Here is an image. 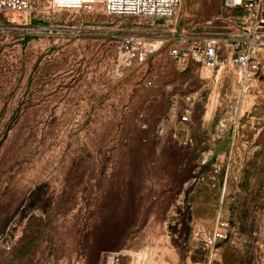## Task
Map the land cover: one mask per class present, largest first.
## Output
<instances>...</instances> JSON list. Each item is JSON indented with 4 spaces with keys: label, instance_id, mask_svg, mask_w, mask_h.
<instances>
[{
    "label": "rangeland",
    "instance_id": "rangeland-1",
    "mask_svg": "<svg viewBox=\"0 0 264 264\" xmlns=\"http://www.w3.org/2000/svg\"><path fill=\"white\" fill-rule=\"evenodd\" d=\"M257 21L224 0L0 10V264H264Z\"/></svg>",
    "mask_w": 264,
    "mask_h": 264
},
{
    "label": "built area",
    "instance_id": "built-area-1",
    "mask_svg": "<svg viewBox=\"0 0 264 264\" xmlns=\"http://www.w3.org/2000/svg\"><path fill=\"white\" fill-rule=\"evenodd\" d=\"M33 0H0V10L26 11L30 8ZM183 0H53L54 4L60 8H82L92 7L100 3L106 12L121 16H140L165 18L174 14L176 8ZM224 5L230 9H243L257 18V22L264 25V1L263 0H224ZM124 51L131 54L139 61H145L147 50L135 51L134 47L126 43ZM170 54L174 57H181V49L173 47ZM219 45L217 40L207 41L202 45L199 59L206 67L213 68L219 63ZM238 62L248 71L257 73L260 70V60L241 54ZM184 121L188 116L184 115ZM223 238L222 232L216 233ZM120 257L112 255L106 264H119Z\"/></svg>",
    "mask_w": 264,
    "mask_h": 264
},
{
    "label": "bare ground",
    "instance_id": "bare-ground-1",
    "mask_svg": "<svg viewBox=\"0 0 264 264\" xmlns=\"http://www.w3.org/2000/svg\"><path fill=\"white\" fill-rule=\"evenodd\" d=\"M29 14L27 13L26 14V17H25V21L23 25H29ZM146 255L145 254H142V263L141 264H145L146 263Z\"/></svg>",
    "mask_w": 264,
    "mask_h": 264
}]
</instances>
